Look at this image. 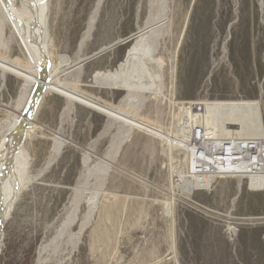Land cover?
Here are the masks:
<instances>
[{"label": "rangeland", "instance_id": "374dc122", "mask_svg": "<svg viewBox=\"0 0 264 264\" xmlns=\"http://www.w3.org/2000/svg\"><path fill=\"white\" fill-rule=\"evenodd\" d=\"M0 21V59L26 69L1 12ZM47 24L56 84L158 131L180 129L173 101H262L264 119V10L256 0H49ZM141 41L158 62L149 74L137 58ZM130 57L124 78L137 86L159 74L157 98L129 101L96 82ZM31 88L0 68V143ZM34 124L0 264H264V219L254 220L264 218V180L249 187L215 178L187 196L177 185L190 162L185 150L55 92Z\"/></svg>", "mask_w": 264, "mask_h": 264}, {"label": "bare ground", "instance_id": "6f19581e", "mask_svg": "<svg viewBox=\"0 0 264 264\" xmlns=\"http://www.w3.org/2000/svg\"><path fill=\"white\" fill-rule=\"evenodd\" d=\"M15 1L16 0H0V12L2 13L3 20L11 26L13 31L11 32L18 38L25 54L27 55V68L22 69L20 67L13 66L1 59L0 68L21 77L24 80L25 86L31 85L32 88L20 114L18 116H14V118L6 122L5 125L2 123L4 126V130L2 129L4 131V135H2L3 138L0 143V255L5 239L4 226L12 216L17 193L21 185H23V177L26 174V153L24 149L25 141L35 130L36 124H34V121L45 96L50 92L58 93L70 101L82 103L88 107L94 108L102 112L107 117L120 121L132 130H142L146 133L154 135L162 140L163 146L165 147H168L169 145L180 147L185 150L189 159L193 158L191 162L194 160V156H192L190 152L191 150L189 151L191 139L189 137L185 140V135L188 134V132L184 128L180 127V129H178L179 131H175L176 134L171 131H169V133L158 131L152 126L145 125L139 119L129 116L130 112L128 114L125 112L126 114H124V112L122 113L118 111V109L116 110L115 108H111L96 101L84 98L72 91H69L61 85L56 84L55 72L57 69L53 63V57L49 50L48 41L47 20L49 0H18L21 3L20 8L16 7ZM256 1L260 11L263 12L264 1ZM141 42L142 44L139 50V52H141V56L137 58H139L141 62L140 64L142 66V70L147 73V70L151 71L152 65L157 64L158 62L155 61V58L152 55V47L146 44L145 41ZM135 59L136 57L128 58L126 62L119 66V70L114 73H99L96 82H100L108 89L126 92V99L129 101L134 97L136 98L135 95L138 93L149 92L156 97L160 93L162 87L159 74L154 75L153 80L148 84L143 83L140 79H138L137 86L132 83L131 78V82L127 81L125 79L126 77L124 78V74L129 71L130 66H133L132 62ZM129 74L130 73L127 75L130 76ZM172 79L174 83L176 79V66L172 71ZM148 97L151 98L152 96ZM173 102L174 103L172 105L181 110V118H183L181 123H183L185 118L186 108H189L191 111L193 106L197 104L193 102ZM261 102L262 101H250L249 99L239 101L202 102L204 106V118L202 122L203 142L208 144L209 147H212L218 138L231 135L254 139L264 143V119ZM192 172L193 169L191 170V165H188L186 170L183 172L180 171V173L177 174V185L187 196H191L192 190L209 188L210 183L217 178L215 175L197 176L193 175ZM189 177L191 178L189 179ZM259 179L264 180V174ZM96 198L97 197H95V199ZM91 205L92 204H90V206ZM261 219L264 218H257L254 220ZM228 228L230 230V234L235 236L237 233L236 227L228 225Z\"/></svg>", "mask_w": 264, "mask_h": 264}, {"label": "built area", "instance_id": "2783aa9c", "mask_svg": "<svg viewBox=\"0 0 264 264\" xmlns=\"http://www.w3.org/2000/svg\"><path fill=\"white\" fill-rule=\"evenodd\" d=\"M186 115L180 127L184 128L191 139L189 151L194 156L189 165L193 175H215L219 179L243 178L249 181L259 179L264 174V143L245 137L228 135L218 138L209 147L203 142L202 122L204 106L197 103ZM261 189L259 180L254 184ZM259 191V190H258Z\"/></svg>", "mask_w": 264, "mask_h": 264}]
</instances>
